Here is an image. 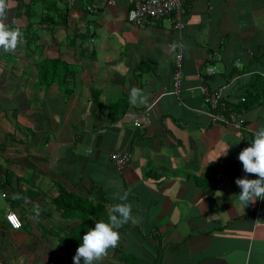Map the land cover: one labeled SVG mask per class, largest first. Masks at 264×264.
I'll return each instance as SVG.
<instances>
[{
	"label": "crops",
	"instance_id": "0c3cea01",
	"mask_svg": "<svg viewBox=\"0 0 264 264\" xmlns=\"http://www.w3.org/2000/svg\"><path fill=\"white\" fill-rule=\"evenodd\" d=\"M179 2L176 30L128 22L130 0H10L5 22L22 42L0 50V264H74L118 203L137 222L96 264H264V199L245 207L235 184L240 151L264 128V0ZM205 65L213 73L197 74ZM202 83L239 127L209 120ZM132 87L146 104L130 103ZM111 152L129 156L121 170ZM59 188L69 194L56 204Z\"/></svg>",
	"mask_w": 264,
	"mask_h": 264
},
{
	"label": "clouds",
	"instance_id": "9594fccd",
	"mask_svg": "<svg viewBox=\"0 0 264 264\" xmlns=\"http://www.w3.org/2000/svg\"><path fill=\"white\" fill-rule=\"evenodd\" d=\"M10 10V0H0V50L6 53H15L22 42L20 27H11L5 21ZM177 45L173 44V48ZM130 103L146 104L148 97L142 89L132 87L129 92ZM229 148V147H228ZM226 148L213 162L222 155H227ZM238 160L242 164L244 177H238L235 184L240 188L237 194L239 202L245 207L254 204L259 199H264V128H258L254 132L251 144L243 148ZM255 176L249 179L248 176ZM125 200L126 195L119 197ZM136 223L137 219L132 215V206L128 203H118L108 209V219L97 221L93 228L86 231L82 242L76 249L73 257L74 264H96L108 255L109 249L119 245V229L128 222Z\"/></svg>",
	"mask_w": 264,
	"mask_h": 264
},
{
	"label": "built area",
	"instance_id": "2783aa9c",
	"mask_svg": "<svg viewBox=\"0 0 264 264\" xmlns=\"http://www.w3.org/2000/svg\"><path fill=\"white\" fill-rule=\"evenodd\" d=\"M107 3H113L114 0H106ZM89 11H94L93 7H86ZM126 20L134 25L143 26L152 20H162L167 22L176 30L182 28L183 22L180 18V2L179 0H130V7L126 12ZM181 50L178 46L173 58V71L171 74L170 92L178 94L179 82L181 77ZM214 69L211 65H205L203 68L196 70L197 74H211ZM201 98L207 107V116L211 122H220L223 124H232L239 127L241 121L235 117L232 111L228 110L219 88H209L205 84L200 87ZM109 159L117 170H121L129 161V156L121 152H111ZM214 177L220 182L224 180V175L220 173L214 174ZM260 213V208L255 209L254 215ZM4 220L9 228L17 229L20 227L18 216L10 210L4 213Z\"/></svg>",
	"mask_w": 264,
	"mask_h": 264
},
{
	"label": "trees",
	"instance_id": "16d2710c",
	"mask_svg": "<svg viewBox=\"0 0 264 264\" xmlns=\"http://www.w3.org/2000/svg\"><path fill=\"white\" fill-rule=\"evenodd\" d=\"M87 7V6H86ZM88 7H91V6H88ZM94 8V7H93ZM17 9H19V12H22L23 14H28L31 12L30 8H29V4L28 5H23L20 1L19 3L17 4ZM87 10V9H86ZM89 11V10H87ZM96 11V9L94 10ZM252 95V94H251ZM253 98L255 97H258V94H255L254 96H252ZM69 194V193H68ZM68 194H65L64 190H62L61 188H59V191H58V195L54 198V202L56 204H58L60 201H62L65 197V195H68ZM21 223V222H20ZM21 226V224H20Z\"/></svg>",
	"mask_w": 264,
	"mask_h": 264
}]
</instances>
